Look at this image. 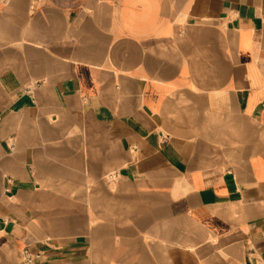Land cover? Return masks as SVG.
I'll return each instance as SVG.
<instances>
[{"label": "crops", "instance_id": "1", "mask_svg": "<svg viewBox=\"0 0 264 264\" xmlns=\"http://www.w3.org/2000/svg\"><path fill=\"white\" fill-rule=\"evenodd\" d=\"M0 264H264V0H0Z\"/></svg>", "mask_w": 264, "mask_h": 264}, {"label": "bare ground", "instance_id": "2", "mask_svg": "<svg viewBox=\"0 0 264 264\" xmlns=\"http://www.w3.org/2000/svg\"><path fill=\"white\" fill-rule=\"evenodd\" d=\"M115 176V175H114ZM113 178V177H112Z\"/></svg>", "mask_w": 264, "mask_h": 264}]
</instances>
